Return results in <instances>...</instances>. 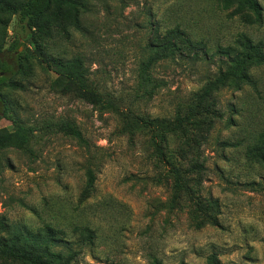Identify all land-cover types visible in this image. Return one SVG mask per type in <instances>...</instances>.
<instances>
[{
	"label": "rangeland",
	"instance_id": "1",
	"mask_svg": "<svg viewBox=\"0 0 264 264\" xmlns=\"http://www.w3.org/2000/svg\"><path fill=\"white\" fill-rule=\"evenodd\" d=\"M258 1L261 21L248 24L222 10L220 0H88L78 28L35 30L18 53L9 51L13 18L3 16L0 60L8 68L1 76L16 87L0 89V128L21 125L33 135L24 149L0 151V218L8 228L0 237L21 247L27 233L49 226L58 239L54 251L74 253L72 264H151L152 257L204 264L211 254L222 264H264V66L249 69L254 84L223 87L199 102L203 86L227 61L225 50L242 38L264 49V0ZM168 42L178 48L173 58L147 71L163 86L151 99H138L142 65ZM39 55L79 59L87 83L116 108L58 93ZM124 114L185 120L187 132L163 144L168 164L158 160L145 128L122 132ZM208 119L207 134L196 123ZM61 122L73 124L83 142L45 128ZM88 166L95 182L83 199ZM84 228L89 241L80 236Z\"/></svg>",
	"mask_w": 264,
	"mask_h": 264
},
{
	"label": "trees",
	"instance_id": "2",
	"mask_svg": "<svg viewBox=\"0 0 264 264\" xmlns=\"http://www.w3.org/2000/svg\"><path fill=\"white\" fill-rule=\"evenodd\" d=\"M88 0H0V19L3 16L13 18L12 32L13 45L9 51L19 52L20 47L27 46L33 39L35 30L51 31L52 27L62 29L68 26L75 28L79 27V11L85 8ZM220 7L224 11H231L232 16H238L248 24L260 23L262 18L261 7L258 0H220ZM180 36L179 32H174ZM158 46L152 45L153 49ZM162 53H156L142 65L139 73V94L138 99H151L155 91L161 88L162 82L150 80L147 71L158 61L173 58L175 51H178L177 46L173 42H168L162 46ZM168 49V54L164 50ZM228 58L223 61L217 75L213 81H208L202 88L200 96V105L211 99L212 94L221 88L232 87L235 90H240L242 86L254 84L248 75V71L252 67L264 66V49L262 43H252L247 38H242L239 41L237 48H232L224 51ZM39 63L55 75L52 81V88L62 95H73L79 100H82L90 105H100L101 107L116 108L110 97H104L93 85L87 83L82 62L79 59L70 61L54 60L42 55L38 57ZM8 65L0 60V89L2 87L15 88V84L6 77L1 76V71L5 73ZM1 99V95H0ZM214 107V106H212ZM211 108V106H210ZM208 114L214 118L220 119L221 115L213 112V109L207 110ZM126 121L122 132L132 135L135 128H145L151 135V142L154 146V153L161 163L168 164L165 160L163 152V144L166 143V138L169 135L175 134L178 131L184 135L187 132L183 119H177L175 122L167 120H144L140 121L133 118L130 114L123 115ZM188 124V123H187ZM197 127H204V132L209 133L212 127V119L205 120L202 123H196ZM54 127L60 133L66 136H71L79 141H82L81 132L69 122H61L57 124L47 125L45 128ZM33 133L31 129H26L21 125H15L12 129L0 128V151L10 147L15 149H24ZM202 138L204 136L201 134ZM205 140V139H204ZM197 142V141H196ZM199 144V143H198ZM222 146L230 147L231 144L223 143ZM260 162L264 164V158ZM92 163V161H88ZM93 165V164H92ZM202 167L197 165L196 167ZM174 174L176 186L178 189L184 188L177 168L174 166L171 169ZM85 185L82 193L83 199H87L93 190L95 176L91 167L85 169ZM187 195L190 199L195 200L198 210H201L198 197ZM210 224L215 226L212 221L203 211H200ZM78 230V229H77ZM8 231L6 222L0 218V236H3ZM80 236L89 241L92 239L91 231L84 228L80 232ZM17 240L21 241L20 238ZM24 246L18 247L16 242L7 243L0 237V259L12 261L17 264H72L75 258L74 253H70L65 257L62 253L55 252L54 249L58 246V239L53 228L47 226L43 230H39L37 234L27 233L24 239ZM30 242L29 245H27ZM151 264H163L157 258L152 257ZM179 264H186L180 262ZM204 264H222L215 254L209 255Z\"/></svg>",
	"mask_w": 264,
	"mask_h": 264
}]
</instances>
